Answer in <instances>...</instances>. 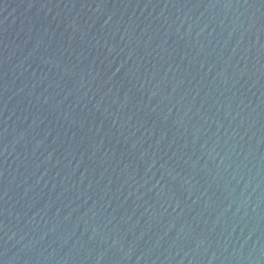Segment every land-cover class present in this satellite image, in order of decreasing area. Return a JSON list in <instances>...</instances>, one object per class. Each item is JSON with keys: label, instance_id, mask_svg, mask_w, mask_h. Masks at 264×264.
I'll return each mask as SVG.
<instances>
[{"label": "water", "instance_id": "obj_1", "mask_svg": "<svg viewBox=\"0 0 264 264\" xmlns=\"http://www.w3.org/2000/svg\"><path fill=\"white\" fill-rule=\"evenodd\" d=\"M0 264H264V0H0Z\"/></svg>", "mask_w": 264, "mask_h": 264}]
</instances>
